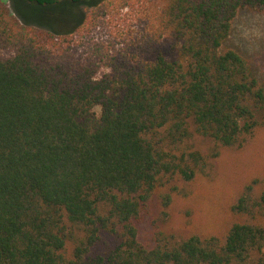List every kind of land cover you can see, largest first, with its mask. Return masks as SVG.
<instances>
[{
	"label": "trees",
	"instance_id": "1",
	"mask_svg": "<svg viewBox=\"0 0 264 264\" xmlns=\"http://www.w3.org/2000/svg\"><path fill=\"white\" fill-rule=\"evenodd\" d=\"M115 3L140 25L119 47L96 36ZM243 7L264 0H102L61 34L0 0V264H264L253 182L223 230L140 236L155 200L167 214L264 125V85L223 46Z\"/></svg>",
	"mask_w": 264,
	"mask_h": 264
},
{
	"label": "rangeland",
	"instance_id": "2",
	"mask_svg": "<svg viewBox=\"0 0 264 264\" xmlns=\"http://www.w3.org/2000/svg\"><path fill=\"white\" fill-rule=\"evenodd\" d=\"M19 21L38 30L70 33L86 18L88 11L102 0H59L55 5H42L29 0H6ZM114 4L106 11L103 25L96 36L117 47L135 35L140 28L138 9L118 10ZM170 38L162 41L161 47L168 49ZM241 52L249 61L255 75L264 85V10L250 7L239 9L232 23L230 36L224 42ZM86 51V49H84ZM108 71L103 66L101 73ZM100 107L95 108L99 113ZM200 148L213 146L209 141L195 137ZM220 154L210 163L207 174L195 182L191 195H176L167 208V214L155 200L151 213L140 225L143 241L153 237L155 223L168 233L188 236L192 233L206 234L212 230H223L235 216L231 206L237 201L246 184L253 182L256 192L264 190V125L242 147H220Z\"/></svg>",
	"mask_w": 264,
	"mask_h": 264
}]
</instances>
